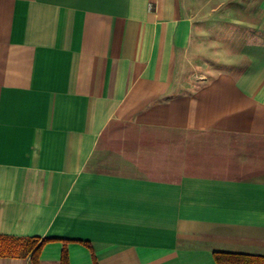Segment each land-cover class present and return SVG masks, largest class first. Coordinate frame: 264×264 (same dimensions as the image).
I'll list each match as a JSON object with an SVG mask.
<instances>
[{"label":"crops","instance_id":"obj_1","mask_svg":"<svg viewBox=\"0 0 264 264\" xmlns=\"http://www.w3.org/2000/svg\"><path fill=\"white\" fill-rule=\"evenodd\" d=\"M0 234L51 238L39 264L264 255V0H0Z\"/></svg>","mask_w":264,"mask_h":264},{"label":"trees","instance_id":"obj_2","mask_svg":"<svg viewBox=\"0 0 264 264\" xmlns=\"http://www.w3.org/2000/svg\"><path fill=\"white\" fill-rule=\"evenodd\" d=\"M51 238H16L0 234V256L29 257L30 264H39L43 246ZM217 264H264V255L215 252ZM62 264H69L67 251L63 252Z\"/></svg>","mask_w":264,"mask_h":264},{"label":"rangeland","instance_id":"obj_3","mask_svg":"<svg viewBox=\"0 0 264 264\" xmlns=\"http://www.w3.org/2000/svg\"><path fill=\"white\" fill-rule=\"evenodd\" d=\"M107 131L108 133H110V136H112V134L114 133L115 134H119V135H126V136H129L130 134H133V133H138V132H145V131H151V129H147V128H139V127H136L134 125H131V124H113L111 126H109L107 128ZM107 133V134H108ZM113 138V137H112ZM110 138V139H112ZM108 142L109 141H112L114 143V145H117L122 142L123 140L122 139H112V140H107Z\"/></svg>","mask_w":264,"mask_h":264}]
</instances>
